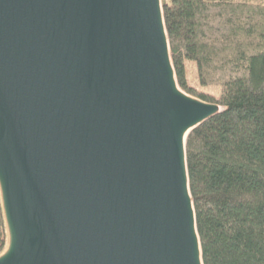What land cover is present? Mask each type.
Listing matches in <instances>:
<instances>
[{
    "label": "water",
    "instance_id": "obj_1",
    "mask_svg": "<svg viewBox=\"0 0 264 264\" xmlns=\"http://www.w3.org/2000/svg\"><path fill=\"white\" fill-rule=\"evenodd\" d=\"M161 0H0V264H204Z\"/></svg>",
    "mask_w": 264,
    "mask_h": 264
},
{
    "label": "trees",
    "instance_id": "obj_2",
    "mask_svg": "<svg viewBox=\"0 0 264 264\" xmlns=\"http://www.w3.org/2000/svg\"><path fill=\"white\" fill-rule=\"evenodd\" d=\"M161 1L179 86L223 109L186 142L203 262L264 264V0ZM189 66L218 98L189 84Z\"/></svg>",
    "mask_w": 264,
    "mask_h": 264
},
{
    "label": "rangeland",
    "instance_id": "obj_3",
    "mask_svg": "<svg viewBox=\"0 0 264 264\" xmlns=\"http://www.w3.org/2000/svg\"><path fill=\"white\" fill-rule=\"evenodd\" d=\"M188 77H189V79H188L189 84L192 85L193 87H195L198 91L208 93L209 95H211L215 98H218L219 93H220L219 87H217V86L202 87V86L198 85L195 70H194L193 66H189ZM221 109H222V107H221Z\"/></svg>",
    "mask_w": 264,
    "mask_h": 264
}]
</instances>
